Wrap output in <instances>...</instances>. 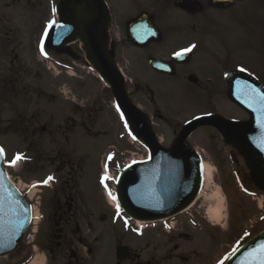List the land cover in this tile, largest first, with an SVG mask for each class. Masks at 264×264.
I'll use <instances>...</instances> for the list:
<instances>
[{
    "label": "flooded vegetation",
    "instance_id": "obj_1",
    "mask_svg": "<svg viewBox=\"0 0 264 264\" xmlns=\"http://www.w3.org/2000/svg\"><path fill=\"white\" fill-rule=\"evenodd\" d=\"M101 1L107 16L104 15L101 21H92L87 35L65 26V30L56 33H49L48 29V36L45 37L50 21H56L51 30L63 26L61 0H0V57L8 59V64L1 66L9 69L7 79L0 77V95L5 94L4 90L14 96L22 94L23 89L19 87L28 72L24 70L19 55L14 53L23 44L12 26V16L16 8H25L28 15L26 22L31 27L30 46L39 65L65 72L70 69L75 73L76 82L91 79L103 84L93 72L95 63L111 61L124 80L129 100L149 117L152 131L163 146L165 141L158 134L161 129L172 132L173 140L165 146L171 147L181 129L198 117L222 116L238 123L249 121V115L230 99L229 78L235 73L250 76L264 88V77L232 60V52L237 47L229 41L231 29L225 32L224 28L226 25H240L253 46L256 43L257 47H250L249 41V49L264 52V21L259 23L250 17L244 18L246 12L254 9L255 0L235 3L228 8L215 6L213 0ZM197 5L201 7L200 11H194ZM83 10L84 5L72 8L73 12ZM192 45L195 48L184 52ZM80 70L85 71L86 77H82ZM104 89L100 97L88 95L89 109L81 110L77 100H73L75 108L71 122L76 123L80 113L84 119L70 128L66 126L65 131L73 132L74 128H79L83 133H89L87 136L91 140H88L87 149L90 150L74 160L57 152L59 157L56 159L69 166V170L67 183H59L53 176L50 188L45 189L56 190L55 199L50 200V204L49 196L44 195L42 199L39 223L42 226L34 243L43 256V264H220L223 257L220 253H200L196 250L184 253L180 245L173 244L176 240L182 242L190 238L188 232L174 225L182 217L195 230H202L200 218L197 219L200 206L193 208L191 216L172 218L156 226L137 227L132 222L128 226L125 222L114 221V212L105 198L99 178L103 166L110 168L118 163L128 150L125 146L122 152L118 151L115 144L110 143L99 153L96 146L101 140L93 139L96 135L92 132H101L98 123L111 118L109 109L113 114V126L119 133L116 142L120 146L126 145L121 133L129 128L115 104L113 91L105 86ZM222 104L232 110L230 115L218 110ZM191 105L194 109L201 105L204 111L193 119L180 121L179 118L189 111ZM31 116L41 115L32 113ZM29 122L27 127L33 137L46 132V127L33 128V119ZM197 131L211 132L225 145L215 129L204 127ZM107 149L116 152L107 153ZM93 162L97 163L98 169L94 180L89 181V167ZM74 167L80 173L77 177L74 176ZM82 173L86 191L80 201L82 195L78 196L77 179ZM70 179L75 183L73 187L68 184ZM52 185L55 187L51 188ZM207 225L209 229L206 231L212 235L213 224L210 226L207 220ZM110 227L114 233L113 246ZM170 246H173L172 249ZM210 250L213 249L210 247ZM31 256V245L24 246L23 264H31Z\"/></svg>",
    "mask_w": 264,
    "mask_h": 264
},
{
    "label": "rangeland",
    "instance_id": "obj_2",
    "mask_svg": "<svg viewBox=\"0 0 264 264\" xmlns=\"http://www.w3.org/2000/svg\"><path fill=\"white\" fill-rule=\"evenodd\" d=\"M254 4V9L246 12L244 18L248 19L250 17L255 22L262 23L264 21V0H255ZM27 16L25 8H16L12 16V26L15 33L20 37L19 42L23 44L22 47L16 48L14 53L19 55V60L23 62L24 70L28 73L25 75L23 85L19 87L23 89L20 96H14L10 91L5 90L3 91L5 94L0 98V146L5 152L7 162L12 161L17 154L23 157V160L16 163L13 168H9L8 172L13 179H16V182H22L25 185L37 184L36 187L32 186L30 193H34L33 189L42 192L34 197V203L40 202V205H36V207L41 211L44 195L49 196L48 204H50V200L56 197V190L45 191L44 188H38V185L49 176H55L59 183H67L69 166L63 162L61 163L56 158L60 155L74 160L76 156L87 154L90 150L87 149L88 140H91L87 136L89 133H83L79 128H74L73 132L65 131L66 126L70 128V126L79 124L77 122L84 119L80 113V117L78 119L76 117L77 122H71V117L74 116L72 110L75 108L73 100H77V103L81 106L80 108H82L81 110L89 109L91 107L86 101L88 95L100 97L105 89L101 84L91 79L85 82H76L75 73L71 70L65 72L59 68L40 66L35 53L31 50L30 41L32 38L29 36L31 27L26 22ZM224 29H226L225 32L231 29L228 34L229 41L237 47L232 52V60L236 64L245 65L253 73L264 77V52L261 49H249L250 47H257L256 43L253 46L248 36L246 37V31L242 30L240 25H226ZM249 41L251 42L250 47ZM7 61L8 59L0 57V77L4 79H7L9 74V69L2 67L8 64ZM80 71L82 77H86L85 71ZM262 81L264 82L263 78ZM197 108H201V105H197ZM197 108L194 109L191 105L189 111L179 120L191 119L194 114L197 115L204 111L203 108ZM27 110L29 111L27 112ZM218 110L228 115L232 112L226 104H222ZM32 113L41 116L32 117ZM108 114L111 118H107L104 123L103 121L98 123L101 126L99 128L101 132H92V135H96L93 139L101 140L99 146H96L99 153H101L102 148L107 147L110 143L115 144L119 151H123L122 149L126 146L117 144L119 133L113 126L114 119L111 109H109ZM31 119L34 121L33 128L46 127V132L44 134L38 133L36 137H33L29 128L27 130V125L31 123L29 122ZM126 134L129 135V133ZM158 134L160 139L165 141V146L173 140V134L168 129H161ZM121 135L122 137L125 136L123 132ZM212 137L213 139H211ZM215 137V134L211 132L199 131L189 140L192 147L203 153L208 168L214 171V180H211V184L204 188L202 197L196 204L201 207V209H198L200 213H198L197 216L199 217L197 219L200 218L202 230H195L185 223L187 219L182 217L181 222L183 223L179 219L174 225L182 228L184 232H188L190 238H186L188 240H182V242L176 240L173 244L180 245L181 252L184 253L192 250L200 253L216 252L217 255L220 253L223 256L222 260L225 262V257L229 256L234 248H238L243 242L264 232V218H262V215L264 217V203L261 205L263 209L259 208L264 193L250 180L249 170L241 157L232 148L221 144L219 139ZM123 141H125V137ZM58 151L59 155L57 154ZM27 156L35 159V161L32 160L33 162L28 163ZM145 156L146 154L143 152L142 157ZM93 163L89 167L91 175L89 181L94 180L98 169L97 163ZM75 170L76 173L74 174L76 175L74 176L77 177L80 173L77 168ZM119 170L110 173L111 178L118 177ZM93 172L94 176H92ZM83 177L82 173L81 177L77 179L79 185L78 196L82 195L79 197L80 201L84 199L86 191L85 177L84 179ZM70 178L72 179V177ZM71 179L68 184L73 187L75 183ZM113 184L115 182L110 181L107 186L111 187ZM54 187L55 185H52L51 188ZM216 208L221 215L215 221L210 220L209 218L216 217L209 210ZM207 220L210 226L213 224L211 226L213 229L212 235H209V232L206 231L209 229ZM41 226L38 225L36 231ZM112 231L113 229L110 227L111 237L114 234ZM210 238L212 239L211 242L215 243L214 245L210 243ZM112 239L110 242L113 246L115 241ZM26 241H28V238ZM166 241L168 242V240ZM173 246H170V248L172 249ZM210 247L213 250L209 251ZM39 254L41 255L40 252ZM41 257L43 256L41 255ZM23 258L24 246L22 245L16 254L0 259V264H22Z\"/></svg>",
    "mask_w": 264,
    "mask_h": 264
},
{
    "label": "water",
    "instance_id": "obj_3",
    "mask_svg": "<svg viewBox=\"0 0 264 264\" xmlns=\"http://www.w3.org/2000/svg\"><path fill=\"white\" fill-rule=\"evenodd\" d=\"M216 2L220 6L231 3ZM80 5H84L85 10L72 11L73 7ZM60 7L63 30L66 26L69 30L78 29L84 35L89 33L92 21H101L104 16L100 0H62ZM82 16L86 18L82 19ZM56 29L61 30L60 27ZM95 68L114 89L118 105L133 133L147 144L152 154L150 162L131 166L120 179L118 198L129 217L141 221L160 220L178 214L193 202L201 186L202 169L198 156L185 146V140L201 125H213L219 129L224 139L242 155L252 179L264 191V105L261 97L235 99L251 114L250 123L237 125L220 119L195 121L180 133L171 150H165L154 139L147 119L129 103L114 66L108 62L95 63ZM0 174V256H6L20 247L30 224L31 209L9 184L3 156L0 157ZM260 244H264V234L245 246L229 264H242L245 254ZM249 264H252L251 260Z\"/></svg>",
    "mask_w": 264,
    "mask_h": 264
},
{
    "label": "snow or ice",
    "instance_id": "obj_4",
    "mask_svg": "<svg viewBox=\"0 0 264 264\" xmlns=\"http://www.w3.org/2000/svg\"><path fill=\"white\" fill-rule=\"evenodd\" d=\"M53 11H55V9H53ZM55 24H56V21L55 20H52V21L49 22V24L47 25V27L45 29V32H44V36L45 37L48 36V29H51ZM57 38H59V37H57ZM192 48H195V45H192L190 48L184 49V52H190L192 50ZM41 52L42 53L44 52L43 40L41 41ZM177 55H181V53H177ZM241 71H243V69H241ZM260 100H261L262 105H264V96H261ZM3 155H4V150H3V148H0V157H2ZM21 159H23V157L20 154H17L16 157H14V159L10 162V165L11 166H15V164L19 160H21ZM108 159L111 160L112 157L109 156ZM0 175H2V174H0ZM108 179H111V177H109L106 174L101 179V183H104ZM52 180H54V177L49 176L47 179H45L44 181H42V184L43 185H47ZM36 186L37 185H33V187H36ZM105 187H107L106 184H105ZM109 195L112 197L113 200L116 199L115 196H112L111 192H109ZM119 210H120V206H119V204H117V213L118 214H119ZM21 226H23V222H21ZM10 242L11 241H9V243ZM237 251H238V248H234L233 251H232V253H230L229 256H226L225 257V260L229 259L231 256H234ZM249 260H251L252 264H264V244H260L257 247L253 248L251 251L247 252L245 254V259L242 262V264H249ZM220 264H224V261L222 260L220 262Z\"/></svg>",
    "mask_w": 264,
    "mask_h": 264
},
{
    "label": "bare ground",
    "instance_id": "obj_5",
    "mask_svg": "<svg viewBox=\"0 0 264 264\" xmlns=\"http://www.w3.org/2000/svg\"><path fill=\"white\" fill-rule=\"evenodd\" d=\"M204 171H205V174L207 175L205 177V180L208 177V182L205 183V188H206V187H208V185L211 184V180H214V174H213V170L211 168H208L207 165L204 166ZM21 184H23V183H21ZM24 188H26V187H24ZM34 193H32L30 195V197H33L34 196ZM209 212L215 214V217H216V218H213V219L211 217L210 220H214L215 221L221 215L219 213V210L217 208L216 209H210ZM31 264H43L42 257L36 256Z\"/></svg>",
    "mask_w": 264,
    "mask_h": 264
}]
</instances>
